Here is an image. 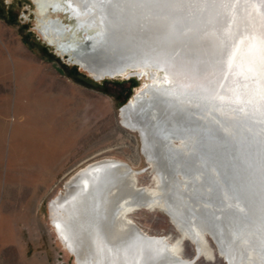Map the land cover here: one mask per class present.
<instances>
[{
    "label": "bare ground",
    "instance_id": "bare-ground-1",
    "mask_svg": "<svg viewBox=\"0 0 264 264\" xmlns=\"http://www.w3.org/2000/svg\"><path fill=\"white\" fill-rule=\"evenodd\" d=\"M31 1L36 5L39 34L73 65L95 80H142L120 110L125 128L139 134L144 130H165L160 135L167 130L186 134V130H212L217 114L242 121L249 130L258 124L264 126V0ZM58 14L74 24H66ZM186 135L193 136L190 146L195 148L199 133ZM146 137L161 148L166 145V141ZM188 143L181 137L173 146ZM258 145L253 147L254 153L264 142ZM189 148L183 150L189 153ZM239 149V158L246 159L248 153ZM115 165L120 169H101ZM117 174L127 178L120 188L110 182ZM136 175L123 162L99 160L78 170L66 182L65 193L51 201L52 226L76 264H152L166 249L176 246L177 242L166 237L146 234L130 219V213L150 209L151 203L159 208L167 203L166 197L158 200L159 189L138 187ZM263 181L264 174L250 186ZM256 190L254 187L251 193L257 195ZM244 194L239 192L238 199L243 200ZM238 199L230 201L229 213L221 206L222 218L233 219L235 211L244 210ZM260 200L254 201L256 206L247 203L251 217L259 222L264 217V199ZM197 206L216 211L211 201L200 200ZM191 227L201 238L194 242L197 251L207 256L200 229ZM227 229L228 246L243 249L245 243L236 240L243 233L233 232L231 226ZM239 259L250 262L236 254L235 261ZM193 260L180 257L171 263L192 264ZM235 261L230 259V264Z\"/></svg>",
    "mask_w": 264,
    "mask_h": 264
},
{
    "label": "rangeland",
    "instance_id": "rangeland-1",
    "mask_svg": "<svg viewBox=\"0 0 264 264\" xmlns=\"http://www.w3.org/2000/svg\"><path fill=\"white\" fill-rule=\"evenodd\" d=\"M57 16L66 24H74L66 15ZM37 17L36 5L31 0H0V80L9 82L11 86L10 92H6L4 97L8 95L7 98L14 102L23 97L27 102L37 94L31 89L18 86L22 79L20 64L27 62L30 57L47 64L58 79L72 81L75 87L78 86L89 97V130H73L75 160L84 154V162L64 168V173L59 169L58 181L51 184L47 196L40 200L38 214H6L3 209L5 200L0 198V206L3 203L0 207V264H44L42 258L47 264H76L75 257L62 246L52 226L49 211L51 201L65 193V184L70 177L91 163L112 159L127 164L138 173L135 176L138 187L157 191L159 183L152 166L142 153L140 134L125 128L120 121L121 108L135 95L142 80L137 77L93 79L42 38L38 32ZM21 47L26 48L27 55ZM10 146V151L9 143L5 148L4 182L7 176L11 177V143ZM13 201L17 200L11 199V203ZM129 217L148 235L163 236L171 242H178L181 238L169 216L157 206L139 209L130 213ZM21 225H26L28 231L21 230ZM204 241L209 251L207 256L201 252L195 260L196 245L185 238L180 246V257L184 260L194 259L192 264H227L218 254L209 235H204Z\"/></svg>",
    "mask_w": 264,
    "mask_h": 264
},
{
    "label": "water",
    "instance_id": "water-1",
    "mask_svg": "<svg viewBox=\"0 0 264 264\" xmlns=\"http://www.w3.org/2000/svg\"><path fill=\"white\" fill-rule=\"evenodd\" d=\"M215 120L218 122L211 123L214 125L212 130L207 128L186 130L188 134L190 131L199 133L195 141V148L190 146L192 135L178 134L176 130H167L164 135L159 133L165 130H144L139 135L142 142V153L152 166L159 183L161 194L158 196V200L165 197L167 199L166 207L159 209L169 216L181 234L176 246L173 249H166L164 256L154 260V264H172L171 260L179 259L180 246L185 238H189L192 242H200L201 238L191 226L199 228L202 237L207 234L212 238L218 254L227 264H230V259L235 261L236 254L250 262L239 259L231 264H264V217L260 219V222L256 221L251 217L250 210L252 211V209L250 207L247 209L248 201L249 206L251 204L256 206L254 201L264 199V195L258 197V195L264 194V181L254 186L257 189L254 193L257 195L251 193L254 190V187L251 186L260 181L261 175L264 174V145L261 150H257L255 153L253 148L258 143L264 142V126L258 124L256 128L249 130L242 121L235 122L234 119L224 118L220 114L216 115ZM222 125H228L231 128L224 130ZM179 131L185 132V130ZM146 135L155 137L156 140L166 141V145L161 148L156 145L158 143H152L147 139ZM169 136L175 140L181 137L185 138L189 143L183 147H174L175 140L170 139ZM243 143L245 146L241 145ZM186 146L190 147L189 153L183 150ZM239 148H244L248 153L246 159L239 158ZM198 163L200 165H197ZM109 167L104 166L101 169L110 172L113 169H120L119 165ZM142 172L144 170L140 171V173ZM198 174L202 177L199 178ZM115 176L110 182H115L113 184L115 187H122L126 183V174L123 177L119 174ZM207 185H211V188L208 189ZM239 192L245 193L244 197H241L244 198L243 200L238 199ZM254 196L257 198L253 199ZM234 199L243 203L244 210L235 211L233 219H228L226 216L222 218L223 215L219 209L224 205L229 213L231 211L230 201H236ZM200 200L211 201V206L215 207L216 211L205 206L198 207L197 204ZM151 204L150 209L156 206L154 203ZM245 210H249V212H245ZM226 222H228V226H231L233 232L243 233L236 237V240L239 238V242L245 243L243 249L237 250V245H234V249L228 246V226L224 225ZM149 243L162 245L155 241ZM230 249L233 250L231 253ZM200 254L201 251H197L195 260Z\"/></svg>",
    "mask_w": 264,
    "mask_h": 264
},
{
    "label": "crops",
    "instance_id": "crops-1",
    "mask_svg": "<svg viewBox=\"0 0 264 264\" xmlns=\"http://www.w3.org/2000/svg\"><path fill=\"white\" fill-rule=\"evenodd\" d=\"M48 67L30 57L20 64L18 86L37 93L30 102L4 97L11 86L0 80V198L5 200L0 207L6 214H38L39 202L58 181L59 169L64 173V168L84 162V154L75 160L73 130H89V97L72 81L58 79ZM7 143L13 151L9 153L11 177L4 182ZM11 199L17 201L11 203ZM21 230L28 228L21 225ZM41 261L47 264L44 258Z\"/></svg>",
    "mask_w": 264,
    "mask_h": 264
}]
</instances>
